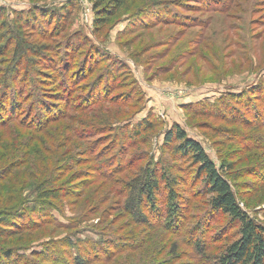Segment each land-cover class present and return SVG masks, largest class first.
I'll return each mask as SVG.
<instances>
[{
    "label": "rangeland",
    "instance_id": "1",
    "mask_svg": "<svg viewBox=\"0 0 264 264\" xmlns=\"http://www.w3.org/2000/svg\"><path fill=\"white\" fill-rule=\"evenodd\" d=\"M123 1L96 26L99 0H0V101L21 106L0 111V219L18 233L0 246L27 264L110 235L131 248L101 264H219L239 224L165 144L176 126L264 226V0Z\"/></svg>",
    "mask_w": 264,
    "mask_h": 264
},
{
    "label": "trees",
    "instance_id": "2",
    "mask_svg": "<svg viewBox=\"0 0 264 264\" xmlns=\"http://www.w3.org/2000/svg\"><path fill=\"white\" fill-rule=\"evenodd\" d=\"M108 1L109 3H106ZM193 1L197 2V0ZM123 5V0H99L95 9L96 26L100 24H109L113 17L117 15L115 11L123 7ZM36 13L40 15L39 10ZM34 15L36 14L34 13ZM108 60L111 63L113 62V59ZM102 63L103 61L98 65ZM4 87L5 89L8 88V83H5ZM11 89L12 98L9 99V97L6 96L0 101L1 112L11 110V113H14L16 108H20L21 110L20 103L16 101V94H14L17 90ZM173 141L180 143V155L184 158H188L198 166V176L204 177L203 182L205 183L206 192L208 195L212 196L211 206L213 207V211L225 215L229 217L232 222L239 224V239L227 247L225 253L219 258V264H264V226L254 218H251L242 208V203L239 201L233 186L227 179L225 169L223 167L219 169L211 160L203 146L197 141L190 139L178 126L168 132L165 138V144L169 145ZM154 177L155 174L150 177L149 182L157 181ZM166 182L168 183V181ZM148 184L151 183L145 184L146 191L144 190L143 195L146 196L147 201L152 204V193L158 190V186ZM169 190L170 202H172L170 205L172 207V209L170 208L172 212L171 216L177 217L179 209L177 210L175 205L176 195L172 186ZM42 194L43 196L40 197L42 200L49 198L55 199L58 196L55 191L43 192ZM12 224L13 223L9 221L0 219L1 239L4 238V235H9L8 238H13V236L18 235V233L11 232L10 229H8ZM130 248L131 245L129 242L110 235L100 244H94V242L90 241H77V243L72 244L69 241L68 252H70L69 254L72 259H68L64 261V263L59 261L57 255L51 257L46 251L41 253V255L36 252H33L31 255L33 259L40 261L41 264H50L51 260H53L51 264H101L110 262L116 256L130 251ZM73 250L78 252L77 256L72 255ZM21 252L24 251L20 249L14 251V253L13 251L8 252L0 246V264H27L28 260L24 258V254H21ZM49 252L51 253L52 250Z\"/></svg>",
    "mask_w": 264,
    "mask_h": 264
}]
</instances>
